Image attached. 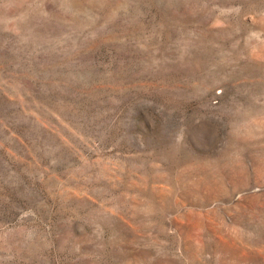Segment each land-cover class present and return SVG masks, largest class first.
Here are the masks:
<instances>
[{
    "label": "rangeland",
    "instance_id": "obj_1",
    "mask_svg": "<svg viewBox=\"0 0 264 264\" xmlns=\"http://www.w3.org/2000/svg\"><path fill=\"white\" fill-rule=\"evenodd\" d=\"M0 264H264V0H0Z\"/></svg>",
    "mask_w": 264,
    "mask_h": 264
}]
</instances>
